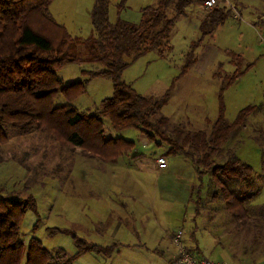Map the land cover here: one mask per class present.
<instances>
[{
	"label": "rangeland",
	"instance_id": "1",
	"mask_svg": "<svg viewBox=\"0 0 264 264\" xmlns=\"http://www.w3.org/2000/svg\"><path fill=\"white\" fill-rule=\"evenodd\" d=\"M222 1L231 10V15L212 36L202 39L200 24L204 12L214 7L208 9L204 3L202 6L198 2L191 3L186 15L177 20L172 31V52H167L163 58L156 51L147 52L124 71L122 78L139 94L154 100L170 91L168 103L155 117L168 119V132L179 128L190 135L198 131L209 134L212 124L220 116L221 102L223 115L231 124L245 111V121L232 130L229 140L212 159L216 164H223L231 154L236 155L253 168L254 176H261L264 180V0H219ZM156 2L110 0L109 19L113 24L118 20L138 24L143 8L156 6ZM94 8L95 0H53L48 14L72 38L86 40L93 32ZM166 14L173 17L175 13L167 10ZM33 25L37 30L45 31V25L38 19H34ZM212 51L218 54V61L209 65L207 72L200 73L194 65L185 76L182 75V67L188 58L199 62L203 52L207 56ZM76 52L85 55L80 46ZM103 68L101 64L69 63L59 69L58 76L63 84L83 82L86 85L84 93L72 99L59 96L55 104H73L80 111L95 113L101 102L113 95V82L105 77L89 80L84 71ZM223 83L225 89L221 92ZM104 125L105 140L123 138L132 145L127 147L125 142H118L105 146L98 140L89 141L93 150L89 154L47 132L35 130L21 136L10 129L7 131L8 142L0 145V158L4 159L0 162V196L34 197L36 210L28 211L21 225L27 246L35 237L50 252L55 254L62 249L71 257L78 252L77 238L89 245H97L101 251L78 256L73 264H96V261L104 264H160L152 256L155 252L152 247L158 242L151 240L148 233L141 234L142 243L147 246L145 250L114 242H138L136 235L113 234L120 225L119 221L137 209L141 213L140 219L149 221L147 225H153L152 228L158 224L168 227L170 219L164 212L172 215L170 233L174 235H171L169 247L175 254L165 252L168 259L173 257L170 264L180 258L173 242L179 231L183 232L186 247H190L198 236L203 250L201 256L210 261L259 263L264 255V219L263 222L250 224L249 221L245 227H237L223 200L219 198L214 202L211 199L213 191L219 192L212 183L209 187L211 194L203 201L196 219L194 204L188 207L181 203L186 197L185 186L181 183L194 175L197 185L201 183L203 187L201 197H206L210 176L198 180L193 166L182 155H169L167 162L173 163V169L167 189L173 192V197L168 201L154 186L160 176L150 159H161L169 146L162 142L158 145L157 140H151L135 129L115 131L108 120ZM185 149L188 151V146ZM136 153L145 158L127 159ZM117 158L119 162L112 163ZM106 160L108 164L102 165ZM187 160L195 165L191 158ZM113 178H123L127 185L111 186L108 194L101 192V182L107 180L112 185ZM144 179L151 184L142 186ZM130 188L134 190L133 194L129 193ZM263 203L264 188L252 205ZM257 212L256 209L253 214L258 216ZM136 221L142 226L138 218ZM197 229H200L198 235ZM106 248H110L108 253L103 252ZM26 258L27 250L21 264H27Z\"/></svg>",
	"mask_w": 264,
	"mask_h": 264
},
{
	"label": "trees",
	"instance_id": "2",
	"mask_svg": "<svg viewBox=\"0 0 264 264\" xmlns=\"http://www.w3.org/2000/svg\"><path fill=\"white\" fill-rule=\"evenodd\" d=\"M52 1L0 0V145L8 142L9 129L21 136L37 130L91 154L89 141L98 140L105 146L125 142L119 138L105 140L104 124L108 120L115 131L135 129L149 139L159 141H156L158 145L166 143L169 146L167 157L191 158L195 161L198 180L210 176L206 197H201V183L190 194L195 218L199 217L203 201L211 194L212 183L219 192L213 191L211 199L214 202L219 198L223 200L237 227H245L249 221L250 224L263 222L264 204L252 205L264 188L261 176H254L253 168L236 155L231 154L223 164H216L212 159L229 140L232 130L245 121L246 112L242 111L235 122L229 123L223 115L220 95L221 113L209 134L198 131L190 135L179 128L168 132V119L155 117L168 103L170 91L154 100L139 94L122 78L124 71L147 52L156 51L162 58L172 52L170 40L177 20L186 15L189 4L198 2L202 6L207 0H158L157 6L142 10L138 24L124 20L111 23L110 0H95L93 32L86 40L72 38L50 17L48 7ZM221 4L204 12L200 24L202 39L212 36L231 15L223 1ZM167 10H172L174 16L168 17ZM34 19L45 25V31L35 28ZM79 46L85 55L76 52ZM196 60L188 58L182 67V75L194 67ZM69 63L101 64L102 70L84 73L89 80L99 77L112 80L113 95L105 98L95 113L80 111L73 104H55L59 96L72 99L85 91L86 83L65 85L59 78L58 70ZM224 89L223 83L221 92ZM125 143L127 147L132 145ZM3 160L0 158V162ZM256 209L258 216L253 214ZM35 210L36 201L31 195L26 198L0 196V264H21L26 250L27 264H73L78 256L101 251L97 245H89L77 238L78 252L71 257L62 249L55 254L50 252L35 237L27 246L21 225L26 213ZM109 249L103 252L108 253ZM188 249L203 255L193 246Z\"/></svg>",
	"mask_w": 264,
	"mask_h": 264
},
{
	"label": "crops",
	"instance_id": "3",
	"mask_svg": "<svg viewBox=\"0 0 264 264\" xmlns=\"http://www.w3.org/2000/svg\"><path fill=\"white\" fill-rule=\"evenodd\" d=\"M143 4L146 5V3H143ZM157 4H158V0L156 2V6H157ZM152 7H155V6L152 5ZM144 8H146V7H144ZM217 61H218V54L215 51H212V53L210 52L207 56H206L205 52H203L201 57H200L199 62L197 61L195 65H197L196 67H197V69H198V71L200 73H204V72L208 71V70L206 71V68L209 65L213 66V65H215L217 63ZM198 64H200V65H198ZM188 72H189V70L183 75L185 76ZM127 142H129V141H127ZM167 149L169 151V148H167ZM165 155H162V157H164V159H165V166H160L157 163L158 157L156 159L153 158V159H150V160L153 161V164H151V165L153 166V168L155 170L157 168V170H158L157 172H158V174L160 176L159 179H156V181H154V186H155V188L159 189L161 194L163 192L162 195H164V197L169 201L170 198L173 197L172 196L173 192L169 191L167 189L168 186H169V182L171 181L170 180V174L172 173L173 163L172 162H167V156H165ZM139 157H141V156H139V154L136 153L134 155L127 156V159H129V160L132 159L133 160V159H138ZM144 158L145 157H141V159H144ZM172 158L173 157L168 158V159L170 160ZM183 159L185 161H187V163L190 166L192 165L193 166L192 168L195 170V166L192 163H190L185 157ZM115 160H117V161L116 162H112V163H118L119 162L118 158L115 159ZM109 163H111V162H109ZM107 164H108L107 160L105 161V163H102V165H107ZM144 166H146V165H144ZM195 173H196V171H195ZM145 180L146 179H144L143 182L141 183L142 186L145 187V186L151 184L149 181H145ZM126 183H127V180H126ZM126 183H125V179H123V178H122V180L113 178L112 185H111V183L109 184L107 180H103L101 182V184H100L101 192H103L105 194H108V193H110L111 186L116 185L118 187H123V186L127 185ZM181 184H182V186H185V192H186V197L183 198V201L181 203H183L184 206L187 205L188 207H190L191 205H193V203L190 201V194H191V192H193V188L197 186V183L195 181L194 175H193V178H189V180L182 181ZM159 187H162L161 188L162 191L160 190ZM132 188H130V192H129L131 194H133V191H134ZM133 204H135V203H133ZM151 204H152L153 210L155 211L154 204L152 202H151ZM123 205L124 204H122V206ZM164 213L167 215V219L172 220V215L170 213H166V212H164ZM140 215H141V213L137 209H136V211H131L130 214H127V215L124 216L123 221H119L120 225L118 227H116L114 229V231H113V234L122 233L123 236H125V235H136L137 238H138L137 239L138 242H133V243H131L132 245L128 244L126 242L121 243L119 240H116L114 242H117V243L119 242L120 245H130V246H133V248H139V249L145 250L147 246L142 243L143 241L141 240V234L142 233H148V235H149L151 240H153V241L155 240L156 242H158L157 244L155 243L154 247H152V249L155 250V252L152 253L153 254L152 256L154 257V260H157V262L160 263V264H164V262L169 261L168 264H170L171 263L170 260L172 261L173 257H170V259H168L166 257L167 254L165 253L166 250H168L169 252L175 254V252L173 251V248L169 247V242L171 240V235L172 234L174 235V233H172V234L170 233V227H171L170 220H168L169 221V225H170V226L168 225V227H166L165 225H162V224H158V225L156 224L157 226H155V228H152L153 225H151V226L147 225L149 223V221L146 220V222H145L144 219H140ZM154 216H155V213H154ZM137 218L142 223V226H138L137 221H136ZM196 219H198V218H196ZM124 221H126V223ZM197 228H198V226H197ZM199 230L197 229L196 235L199 234ZM160 235H162V236H160ZM192 242L193 243H192L191 246L197 248L199 251H203L201 246H200V242H199L198 236H196L195 241L192 240ZM137 243H139V244H137ZM95 263L96 264H104V262H102V261H99V262L96 261ZM225 263H227V262H225ZM227 264H229V263H227ZM233 264H256V263H253L251 261L248 263L246 260H243V261H241V263L240 262L238 263V261H237V262H235ZM258 264H264V255L262 256L261 259H259V263Z\"/></svg>",
	"mask_w": 264,
	"mask_h": 264
},
{
	"label": "built area",
	"instance_id": "4",
	"mask_svg": "<svg viewBox=\"0 0 264 264\" xmlns=\"http://www.w3.org/2000/svg\"><path fill=\"white\" fill-rule=\"evenodd\" d=\"M219 1V0H218ZM216 4L215 0H207L204 3L206 8H212ZM157 163L160 166H165V159L162 157L161 159H157ZM183 232L179 231L175 235L173 242L177 249V254L180 256L179 260L174 262V264H227L225 262H213L208 260V258L198 255L197 253H193L189 251L188 247L183 244Z\"/></svg>",
	"mask_w": 264,
	"mask_h": 264
},
{
	"label": "bare ground",
	"instance_id": "5",
	"mask_svg": "<svg viewBox=\"0 0 264 264\" xmlns=\"http://www.w3.org/2000/svg\"><path fill=\"white\" fill-rule=\"evenodd\" d=\"M215 2H216V4L214 5V8H215L217 5L221 4L218 0H215Z\"/></svg>",
	"mask_w": 264,
	"mask_h": 264
}]
</instances>
